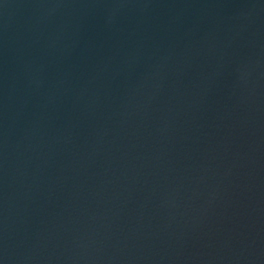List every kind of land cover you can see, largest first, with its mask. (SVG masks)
<instances>
[{"label":"water","instance_id":"water-1","mask_svg":"<svg viewBox=\"0 0 264 264\" xmlns=\"http://www.w3.org/2000/svg\"><path fill=\"white\" fill-rule=\"evenodd\" d=\"M0 264H264V0H0Z\"/></svg>","mask_w":264,"mask_h":264}]
</instances>
